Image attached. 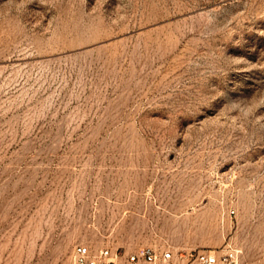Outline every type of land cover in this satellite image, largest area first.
I'll list each match as a JSON object with an SVG mask.
<instances>
[{
    "label": "rangeland",
    "instance_id": "obj_1",
    "mask_svg": "<svg viewBox=\"0 0 264 264\" xmlns=\"http://www.w3.org/2000/svg\"><path fill=\"white\" fill-rule=\"evenodd\" d=\"M230 242L264 264V0H0V264Z\"/></svg>",
    "mask_w": 264,
    "mask_h": 264
},
{
    "label": "built area",
    "instance_id": "obj_2",
    "mask_svg": "<svg viewBox=\"0 0 264 264\" xmlns=\"http://www.w3.org/2000/svg\"><path fill=\"white\" fill-rule=\"evenodd\" d=\"M242 251L228 243L219 251L176 249L171 245L142 246L129 254L109 247L93 248L78 244L72 252V264H241Z\"/></svg>",
    "mask_w": 264,
    "mask_h": 264
}]
</instances>
